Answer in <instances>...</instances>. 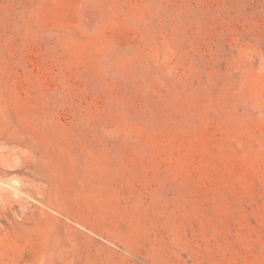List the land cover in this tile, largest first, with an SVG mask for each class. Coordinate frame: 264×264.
<instances>
[{
	"label": "rangeland",
	"instance_id": "obj_1",
	"mask_svg": "<svg viewBox=\"0 0 264 264\" xmlns=\"http://www.w3.org/2000/svg\"><path fill=\"white\" fill-rule=\"evenodd\" d=\"M0 264H264V0H0Z\"/></svg>",
	"mask_w": 264,
	"mask_h": 264
}]
</instances>
